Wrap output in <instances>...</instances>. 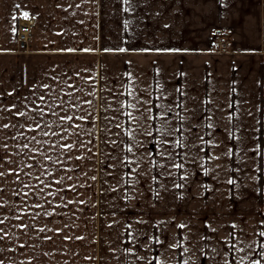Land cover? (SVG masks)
Masks as SVG:
<instances>
[{
    "label": "crops",
    "instance_id": "obj_1",
    "mask_svg": "<svg viewBox=\"0 0 264 264\" xmlns=\"http://www.w3.org/2000/svg\"><path fill=\"white\" fill-rule=\"evenodd\" d=\"M24 13L36 21L29 44L18 40ZM165 125L179 131L162 136ZM0 172L2 264H235L241 236L264 262L253 225L264 233V0H0ZM238 206L251 220L223 237L222 209Z\"/></svg>",
    "mask_w": 264,
    "mask_h": 264
},
{
    "label": "snow or ice",
    "instance_id": "obj_2",
    "mask_svg": "<svg viewBox=\"0 0 264 264\" xmlns=\"http://www.w3.org/2000/svg\"><path fill=\"white\" fill-rule=\"evenodd\" d=\"M125 2H128V0H125ZM17 7H19V5H17ZM23 15H24V18H25V19L28 18V13H24ZM68 51L71 52V51H74V49H68ZM84 51L87 52V51H90V49H84ZM105 51H109V50H108V49H105ZM119 51H126V49H120ZM70 87H72V86L70 85ZM91 94L94 95V93H91ZM128 94H129V95H132V92L129 91ZM9 95H11V93H9ZM38 99L41 100V101H43V100H45V97H44V96H40ZM86 103L91 104L92 101H86ZM139 103H140L139 100H137L136 103L128 102V103H124V104H122V107H123V108H128V109H137V105H138ZM145 103H147V102H145ZM58 106L61 107V108L63 107L62 105H58ZM69 106L72 107V105H69ZM157 107H161V106H160V105H157ZM14 108H15V105H13V109H14ZM37 108L39 109V113H41V114L44 113V108H43V107L37 106ZM13 109H3V110H6V111H12ZM36 110H37V109H35V108L32 109V111H36ZM137 110H139V109H137ZM145 111H146V112H150L151 109H145ZM167 111H171V109L165 107V108L163 109V111H161V112L158 114V118H159L161 121H165V122L167 121V117H166V115H165V113H166ZM52 114L55 115L56 113L53 112ZM124 114L127 115V116L129 117V123H130L132 120H134V119H135V120H138V119H139L138 117H135V116L133 115V112H132V111L125 112ZM17 115H18V116H27V112H25V111H20V112L17 113ZM142 115H143V113H142ZM41 118H42V116H41ZM73 118H74V117H73L72 115H65V116H61V117H60V120H61L62 122H64V123H67V124L71 125V121L73 120ZM75 119H77V120H81V119H84V118H83V117H80V116H76ZM144 119H149V117H148V116H144ZM230 120H231V117H229V121H230ZM71 126H72V127H80V125H71ZM2 127H3V128H8V127H10V125L5 124V125H3ZM20 127H23V125H20ZM45 127H50V125H47V124H46ZM60 127H63V124H61ZM117 127H120V125H117ZM207 127L211 128V127H213V125L209 123V124L207 125ZM39 128H40V124H39V122H37V124H36V128H29L28 131H38ZM64 131H68V129H67V128H64ZM135 131H136L135 129H131L130 131L127 132V134H128L130 137H131V136H134ZM157 131H158V132L160 133V135H162V136H164V135H172V134H174L175 131H179V128L173 129L171 132H167V131H166V125H165V126H162V127L159 128V129H157ZM57 134H58V133H56V132L51 133V135H53V136H55V135H57ZM143 134H145V135H149V136L152 135L151 132H147V133H143ZM43 135L47 136V135H49V133L45 131V132L43 133ZM197 138L200 139L201 141H203V139H204L203 136H198ZM32 139H35V137H33ZM61 139H64V137H63L62 134H61ZM237 139H239V137H237ZM89 142H90V141H89ZM37 143H39V141H37ZM156 143H157V145H160L161 143H163V144H167V140H164V141H159V140H157ZM207 143H211V142H207ZM176 145H177V146L180 145V140H179V138H177V140H176ZM54 146H55V145H51V147H54ZM136 146H137V145H136L135 142H134L132 145H128V146H126V147H127V151H128L129 153H133V148L136 147ZM4 147H6V146H4ZM24 147L27 148L28 145L25 144ZM72 148H75V145H74V144H61V149L64 150V151H67V150L72 149ZM254 150L258 151L259 149H254ZM245 151H247V149H245ZM133 155H135V153H133ZM147 155H148L149 157H151L152 153H148ZM159 155H161L162 157L168 158V152H167L166 150H160V151H159ZM225 155H226V156H231V155H232V152L229 150L228 152L225 153ZM237 156H239V152H238V151H237ZM46 158H47V159H51L50 157H46ZM76 158H77V159H82V157H76ZM213 158H218V157H210V159H213ZM124 163H126L127 166H131L133 163H136V161H134V160H129V159L126 158L125 161H124ZM150 164H151L152 167H156V166H157V163H156L155 160H150ZM173 166H174L175 168H177V169L183 167V165H181V164H179V163H174ZM29 167H31V165H29ZM160 167L163 168L164 165L161 164ZM45 171H47V170H45ZM132 172H136V168H132ZM9 174H10V173H9ZM49 174L51 175V173H49ZM16 175L19 176V172H17ZM125 175H128V174L126 173ZM161 175H165V173H161ZM3 176H5V173H4V172H0V177H3ZM36 179L39 180L40 178H39V177H36ZM68 179H71V177H68ZM92 179H95V177H93ZM181 179H187V177H186V176H183V177H181ZM153 181H155V177H153ZM125 182L127 183L128 181H125ZM227 182L230 183V184H231V183H234V181L231 180V179H229ZM40 183H41V184H44V181H40ZM54 183H55V184H61V183H62V180L57 179V180L54 181ZM174 186H175L176 188H181V187H183V186H182L181 184H179V183H176ZM24 187L27 188V187H30V185H29V184H25ZM37 187H38V186H37ZM44 187H50V184H44ZM73 187H75V186H73ZM39 190H40L41 192H43V191H44V188H40ZM61 190H63V189H58L57 191H61ZM70 190H71V189H69V191H70ZM0 191H2V190H0ZM17 194H19V193H17ZM24 195H28V193H24ZM51 195H54V193H53V192H48V193L46 194V196H45V199L47 198V196H51ZM156 195H159V193L157 192ZM62 199H63V198H62ZM49 203H50V201H49ZM67 203H68V204H72V203H75V201L68 200ZM79 203L83 204L84 201H79ZM3 206H4V205H0V207H3ZM66 206H67L66 204H64V205L57 204V205H56V207H66ZM33 207L40 208V207H43V205L37 203V204L33 205ZM37 215H38V214H37ZM45 215H49V216H50V215H54V213L46 212ZM15 218H16V219H21L22 216H16ZM5 219H7V217H5V218H0V224H4V223H5ZM18 227H19L21 230H23L24 228H27L28 225H18ZM128 227L130 228L131 225H128ZM178 227L181 228V229H183V228L186 227V225L183 224V223H181L180 225H178ZM233 227H235V225H233ZM39 231L43 232V231H45V229H44V228H40ZM49 231H51V229H49ZM56 231H57V233H59L60 230L57 229ZM129 235L131 236L132 233H129ZM261 235H264V233H261ZM5 237H6V233L4 232L3 229H0V240L4 239ZM65 239H66V240H71L72 237H70V236H66ZM76 239L82 240V239H84V238H83V237H76ZM155 242L158 243V244L161 243V241L159 240V237L156 238ZM170 246L173 247V248H177V247H181V244H180L179 241H177V243H176L175 245H170ZM21 247H24V246L21 245ZM129 251H130V250H129ZM183 251H184V252H187V249H183ZM0 264H2V262H0ZM147 264H151V260H147ZM157 264H161V262H160V261H157ZM184 264H187V261H185ZM257 264H259L258 261H257Z\"/></svg>",
    "mask_w": 264,
    "mask_h": 264
},
{
    "label": "rangeland",
    "instance_id": "obj_3",
    "mask_svg": "<svg viewBox=\"0 0 264 264\" xmlns=\"http://www.w3.org/2000/svg\"><path fill=\"white\" fill-rule=\"evenodd\" d=\"M194 202H191V204H195V202L198 203V205L201 206V200H196L195 198L193 199ZM243 206H238L236 213H232V214H225L226 209H224L225 207H223L222 209V218L220 221L217 222L216 225H218V228L221 227V233L223 234V237L227 235H229V231L226 230L227 225H229V222L232 223V227L233 225L237 226V230L240 229V227H242L244 224L248 223L249 220H251V218L248 217V220H244V211L242 209ZM229 208V207H228ZM227 215H231L229 216V218H227ZM256 216V215H255ZM187 221V219H186ZM243 222V224H241ZM245 222V223H244ZM254 229L255 231H257L259 234L261 235V231L257 228V224L256 222H254ZM244 231H246V228L241 229ZM233 237H234V232H233ZM238 239V236H237ZM261 239V238H260ZM264 240V239H263ZM243 242L241 246H237L238 243ZM256 242V240H253V242L249 241V243L247 241H245V239L241 236V239L239 241H237L236 246L232 245L231 247V252L234 253L235 255V264H257V261L259 262V264H264L263 261H261V259H257V260H250V254L252 251V247L254 246V243ZM262 242V239H261ZM238 248V250H237Z\"/></svg>",
    "mask_w": 264,
    "mask_h": 264
},
{
    "label": "built area",
    "instance_id": "obj_4",
    "mask_svg": "<svg viewBox=\"0 0 264 264\" xmlns=\"http://www.w3.org/2000/svg\"><path fill=\"white\" fill-rule=\"evenodd\" d=\"M35 23L36 21L33 17H28L27 19H20L18 24V40L20 43L29 44L32 41ZM217 48L219 53H228V41L222 37H219L217 39Z\"/></svg>",
    "mask_w": 264,
    "mask_h": 264
},
{
    "label": "bare ground",
    "instance_id": "obj_5",
    "mask_svg": "<svg viewBox=\"0 0 264 264\" xmlns=\"http://www.w3.org/2000/svg\"><path fill=\"white\" fill-rule=\"evenodd\" d=\"M41 160V159H40ZM41 162V161H40ZM73 168V167H72ZM42 194V193H41ZM39 241V240H38ZM32 243V242H31Z\"/></svg>",
    "mask_w": 264,
    "mask_h": 264
}]
</instances>
